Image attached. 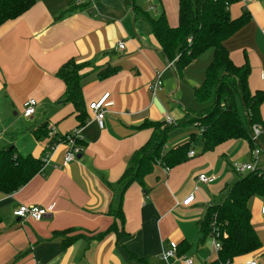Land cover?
Masks as SVG:
<instances>
[{"label":"crops","instance_id":"1","mask_svg":"<svg viewBox=\"0 0 264 264\" xmlns=\"http://www.w3.org/2000/svg\"><path fill=\"white\" fill-rule=\"evenodd\" d=\"M134 2L150 17L156 19L164 12L172 27L178 25L174 14L176 10L178 16V0H37L19 19L0 27V130L5 136L0 150L16 148L25 156L8 142L22 132L14 120L18 113L36 141L29 143L32 150L27 156L43 159L48 152L51 139L38 140L34 134L43 123L59 136L80 129L82 142L81 159L64 167L66 147L60 146L50 165L26 186L10 195L0 192V264H185L184 257L194 264H211L217 260L210 233L204 238L200 224L209 207L226 198V186L235 182L234 176H240L233 172L232 163L254 162L248 141L233 140L207 154H202L201 143L195 144V155L187 163L172 170L157 168L162 176L155 171L144 188L134 184L121 197L120 178L152 134L136 127L145 121L164 122L167 116L177 124L191 111L179 103L177 109H168L164 76L172 69L180 78L173 67L168 68L152 35L151 21L134 10ZM244 11L251 14L250 23L225 46L236 65L248 63L252 93H264V0H241L230 8L233 18ZM69 60L89 65L83 88L88 118L82 128L75 107L64 100L65 86L57 77ZM100 72L107 76L100 78ZM158 74L163 86L153 98L150 86ZM107 94L100 128L89 107ZM30 99L37 102L36 113L25 118ZM241 114L245 118L243 110ZM261 116L264 121V102ZM179 129L174 130L173 137L179 138L171 140L172 149L190 141L192 131L181 136L185 132ZM260 156L256 166L264 172ZM200 175L215 176L216 181L200 184ZM192 195L193 203L185 206ZM263 201L264 197H255L250 202L261 248L227 264L252 260L264 264ZM22 206L48 214L40 222L21 219L15 212ZM119 209L121 217L116 219ZM113 226L118 233L110 231ZM171 242L179 246L180 254L164 261Z\"/></svg>","mask_w":264,"mask_h":264},{"label":"trees","instance_id":"2","mask_svg":"<svg viewBox=\"0 0 264 264\" xmlns=\"http://www.w3.org/2000/svg\"><path fill=\"white\" fill-rule=\"evenodd\" d=\"M240 1L178 0L176 27L169 24L164 12L154 19L133 3L134 10L144 13L151 21L152 35L167 61L174 62L173 68L180 79L183 78L184 68L205 52L212 50L213 57L206 69L203 83L194 88V98L203 106L199 113L188 111L186 117L177 124L145 121L136 127L137 130L149 129L152 134L133 154L129 167L120 178L121 197L134 184L144 188L146 178L155 173L157 168L172 170L187 163L190 160L189 153L194 152V137L197 133L201 137L202 154L214 152L233 140L248 141L254 152L256 145L252 141L253 127L257 125L264 132L261 116L264 93H252L248 63L236 65L225 46L226 41L251 21L248 11H244L238 18L231 16V6ZM36 3L37 0H0V27L19 19ZM88 66L69 60L57 74L65 86L64 100L75 107L79 128L86 125L88 118L83 93L84 80L87 78L84 71ZM106 76V72L99 73L102 79ZM49 128L47 123H43L34 130L35 137L38 140L47 139ZM177 128L192 131L190 141L167 150L170 135ZM67 135H58L54 140L63 141ZM77 144L82 146L81 141ZM43 168L42 157L37 159L30 155L22 156L16 148L1 149L0 192L10 195L19 191L42 172ZM226 192V198L220 204L209 207L205 220L200 224L204 238L209 235L213 225L222 235V248L217 260L211 264L230 263L262 246L252 224L250 202L255 197H264V172L257 168L255 172L240 175L237 181L226 186ZM114 215L116 219L120 218L121 210ZM110 231L118 233L116 226ZM66 233L68 230L61 234Z\"/></svg>","mask_w":264,"mask_h":264},{"label":"built area","instance_id":"3","mask_svg":"<svg viewBox=\"0 0 264 264\" xmlns=\"http://www.w3.org/2000/svg\"><path fill=\"white\" fill-rule=\"evenodd\" d=\"M83 0H73V2H82ZM244 1H252V0H244ZM124 43L121 42L119 43V49L123 50L124 49ZM174 65V62L169 63L168 68H172ZM262 79L264 80V73L262 74ZM163 86V82L161 79V75L158 74L154 83L150 86V91L151 94L154 97L157 96L158 92L161 90ZM110 94H107L103 97V99L101 101H99L98 103H93L90 105V110L94 113L96 121L98 122V125L100 128H103L104 123V115L106 113L105 107L107 106V104H104L105 101L108 99ZM36 108H37V102L35 99H30L26 104H25V111H24V117L25 118H32L35 113H36ZM166 122L167 124H172L174 123L172 121V119L170 117H166ZM262 133V129L261 127L255 125L253 127V134H252V141L255 143L256 148L253 152V159L254 162L252 164H248V163H242V162H238L235 161L232 163V170L235 174L237 175H247L249 173L255 172L256 169L258 168L256 166L257 162H258V158L261 154V150L259 148V136ZM3 132L0 130V140L2 137ZM58 135L56 133V130L51 127L50 128V133H49V147H48V152L46 153L45 157L42 159L43 162V167L45 168L46 166H49L52 158L56 152V150L60 147V146H64L66 147V153H65V158H64V162H63V166L66 167L68 166L70 163L77 161V156L81 153L82 151V147L79 146L77 143L80 140V129H76L73 133H71L70 135H67L65 138V140L61 141H56L54 140L55 138H57ZM195 154L194 152H190L189 153V157H193ZM43 168V169H44ZM216 181V177L215 176H207V175H200L198 177V182L200 184H212ZM194 201V196H190L188 199H186V201L184 202L185 206L190 205L191 203H193ZM262 213L264 214V201H263V206H262ZM48 214V211L38 208V207H26V206H22L20 207L16 212H15V216L19 217L21 219H27V218H31L37 222L42 221ZM210 237L212 239V245H213V251L215 253H219V251L221 250L222 246H221V241H222V235L219 232V230L215 227V225H213L211 232H210ZM178 249L179 246L175 243V242H171L170 243V247L169 249L163 254L162 259L164 261H168L170 258H175L178 256ZM185 264H194L193 259L191 258H183ZM248 264H257L256 261H250L248 262Z\"/></svg>","mask_w":264,"mask_h":264},{"label":"rangeland","instance_id":"4","mask_svg":"<svg viewBox=\"0 0 264 264\" xmlns=\"http://www.w3.org/2000/svg\"><path fill=\"white\" fill-rule=\"evenodd\" d=\"M149 4L146 5V8L148 9ZM175 14V18L178 20V16H177V11L175 10L174 12ZM169 22V21H168ZM170 24V23H169ZM176 27V26H173ZM237 48V46H236ZM242 54L244 56V51L242 50ZM213 57V51L209 50L207 52H205L200 58H198V60H196L194 63L188 65L187 67L184 68L183 70V78L182 79H178L176 74L174 73V70L170 69V71L164 76V87L165 89H168L167 94H165V101H166V105H168V109L169 110H173V109H177L178 107V103L179 104H183L184 108H187L188 110H191L193 112L199 113L203 106H201L194 98V86H199L203 83L204 79H205V73H206V69L208 67V65L210 64L211 60ZM236 59H240L241 58V54L238 53L236 54ZM176 87L178 88V90L175 88L174 90V98H170L169 94H170V90ZM14 115V113H13ZM14 120L19 121V123L17 125L20 126V128L22 129V132L17 133V135H14L13 137H10L12 146L17 147L18 149L21 150V152H23V154L25 156H27L32 148L28 147L29 143H32L33 141V145L34 142L36 143V141L33 140V136L32 133L28 132V128H29V124L26 122V120L21 118V115L18 113L17 116H14ZM39 123V122H38ZM37 123V124H38ZM179 130H184L181 136H185V134H189L190 130L189 129H179ZM14 132V130L12 131V133ZM176 131H174L171 135H170V142L167 146V150H171L173 148L172 144H171V140H176L179 137L174 136ZM182 132V131H181ZM178 132V133H181ZM196 132H198L196 130ZM177 135V134H176ZM2 136L5 138L4 134H2ZM260 150L262 152L261 156H260V163H261V168L264 169V163H263V159H264V149H262L263 145H264V132H262V134L260 135ZM3 140V138H2ZM13 142H16L15 145ZM194 143L196 144V146H198L199 143H201V137L200 134L197 133V135L194 137ZM5 146H7L8 144H4ZM32 146V145H30ZM28 148V149H26ZM264 148V147H263ZM158 170V171H157ZM157 172H160V175L162 176L163 174H161V171L159 169H156ZM165 177V176H163ZM235 181L238 180V176H234Z\"/></svg>","mask_w":264,"mask_h":264},{"label":"water","instance_id":"5","mask_svg":"<svg viewBox=\"0 0 264 264\" xmlns=\"http://www.w3.org/2000/svg\"><path fill=\"white\" fill-rule=\"evenodd\" d=\"M11 149H13V148H11ZM77 159H81V155H78V156H77Z\"/></svg>","mask_w":264,"mask_h":264}]
</instances>
